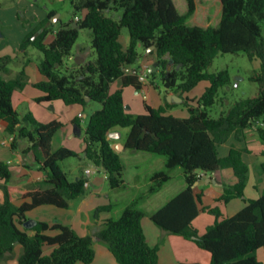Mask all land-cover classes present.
<instances>
[{
  "label": "trees",
  "instance_id": "1",
  "mask_svg": "<svg viewBox=\"0 0 264 264\" xmlns=\"http://www.w3.org/2000/svg\"><path fill=\"white\" fill-rule=\"evenodd\" d=\"M185 1L187 12L180 15L172 0H71L74 12L85 13L82 17L61 24L54 39L47 43V35L53 32L52 25L48 26L50 14L22 40L23 60L0 58V120L6 123L5 135L12 138L9 147L14 151L21 141L26 142L22 154L32 153L39 170L45 174L44 180L26 185L20 195L23 202L17 206L7 185L12 176L11 166L0 162V179L4 181L0 260L12 254L16 245L21 246L18 264H90L94 259L90 235L78 236L67 226L44 222L22 228L27 212L44 205L67 208L69 201L84 194L86 184L84 176L70 180L59 165L77 155L66 148L52 149V139L62 124L55 120L40 123L30 113L22 115L13 107L12 94L27 85V76L23 69L10 80L2 75L10 71L11 64L23 68L30 62L27 49L33 48L41 54L37 67L44 77L34 84L43 93L37 100L39 103L58 100L65 105L84 107L94 101L101 105L86 125L83 159L105 174L111 189L123 185V165L110 144L109 134L115 128H126L129 132L124 148L165 158V170L152 175L149 193L170 179L169 171L183 170L186 187L152 213L151 221L167 233L191 240L207 251L210 264H262L257 251L264 248V192L257 199H245L244 207L230 217L221 216L218 208L203 207L215 221L199 235L193 221L199 214L197 204L201 203L202 194H194L193 185L202 176L230 169L236 182L223 188L218 201L227 204L242 198L249 172L243 159L246 150L232 147L226 157L220 158L217 148L232 135L240 139L245 130L257 123H261L257 134L264 145V38L259 25L264 21V0H219L220 22L207 28L186 24L196 4L195 0ZM122 28L129 34L126 47L119 40ZM80 29L90 31L95 58L78 65L69 58ZM139 47L144 51L154 47L150 54L154 55L167 93L182 98L200 82L209 83L196 101L183 99L187 118L167 114L175 106L168 102L156 109L145 105V113L138 116L125 109L122 89L141 87L136 77L124 75L123 71L142 57ZM237 53L245 54L250 61L259 60L258 69L249 76L251 82L258 84V91L213 118L208 109L216 103L219 89L228 86L231 78L228 70L208 73L207 68L218 55ZM114 82H118V88L111 92ZM257 167L264 176V161ZM144 216L133 203L117 218L106 220L96 232L95 237L106 244L118 264L158 263L157 247L147 243L141 226ZM49 231L56 234L50 236ZM46 247L51 248L48 254L44 253Z\"/></svg>",
  "mask_w": 264,
  "mask_h": 264
},
{
  "label": "crops",
  "instance_id": "2",
  "mask_svg": "<svg viewBox=\"0 0 264 264\" xmlns=\"http://www.w3.org/2000/svg\"><path fill=\"white\" fill-rule=\"evenodd\" d=\"M10 1L12 2L13 0ZM21 1H18V3H16V6L0 4V58L1 57H10L13 59L19 58L22 53L20 51V44L22 40L26 36H28L34 30V28L39 24V22L45 19L48 15L51 14L49 18L48 26L55 24L58 21V18H56L54 21L52 20L55 15L53 11H50L48 13L42 12L41 10H36L34 7H30L29 5H27L26 7L28 8L26 12L30 14L33 12V14L35 15V17L33 18L34 21L30 22L27 19L22 18L23 16L21 12L23 11V9H25L24 7L26 4L22 3ZM218 3L220 4L219 7H217ZM173 4L180 15H183L187 12L186 1L184 4L183 3L181 4L180 9L176 7L174 1ZM195 4H196V9L194 14L191 15L186 21V24L188 26H198L201 28L218 26L222 12V6L219 0H195ZM212 7H214L215 12H212L210 10ZM84 14L85 13H82V16ZM20 16L22 17L20 18ZM55 30L56 29L53 30L52 34L55 33ZM35 36H37V34ZM123 46L126 47L127 45H123ZM89 55H91L90 49L89 50L79 49L76 56L72 55V60L77 59L80 62V64H84L91 61L88 60ZM140 60L141 62L139 68L145 70L148 75L149 67L155 62L154 55L150 54V51L146 50L144 51V54L142 55ZM14 68L15 69H10V71L7 74L2 75L4 79L5 80L12 79L21 69H23L27 76L28 83L23 89L16 90L13 92L12 94L13 107L22 115L26 113H30L32 117L40 123H48L54 120L60 122L62 126L56 132V134L52 139L51 142L52 149L56 150L58 148H66L74 152L76 155L83 154L84 135L86 130V124L83 121V119L87 118L88 116L82 110V107L79 105H65L63 102L58 100L48 103H39L37 100L43 96V93L37 88H35L34 84L43 81L44 77L40 74L38 70L37 61L35 62L33 59L32 60L30 59V62L25 64L23 68L21 66H17V67L15 66ZM157 71H158V67L155 73ZM116 84L117 87L115 88V90L118 88V82ZM112 85H111V92L115 91L112 90ZM208 86H209L208 82L205 81L200 82L194 89L183 95V97L181 98L182 99L181 102H175L173 101L172 98H168V96L175 94L171 92L167 93L164 87L162 88V91H160V88L153 82H150L149 78L147 77V81L141 84L140 90H136L132 86H127L122 89V96L125 106L127 105L128 107L127 111L131 109V104H128V102H130L128 100V97L129 95L134 94L137 97L139 95L142 96V100L144 104L155 109L163 105L164 102L174 103L175 106L171 107L168 110L167 114L172 115L176 118H187L188 111L187 108L182 104L183 99L187 98L196 101ZM152 90L156 91L157 95H155V93ZM137 111L141 113L140 109ZM79 114H81V117H79ZM5 125L6 123L0 120V144H3V141L7 139V136L4 133ZM260 125L261 123H257L253 127L245 130L244 133L240 136V139L236 138L234 140L233 138L235 136L232 135L226 143L220 145L217 148L218 156L220 158L226 157L229 153V150L232 147L240 150L247 149L246 152L243 153V159L246 162L249 169L248 180L246 187L244 189V196L242 198L233 199L227 204H225L226 210L228 209L227 211L228 213L224 217L233 216L238 211H240L245 205L244 203L245 199H257L264 192V176L261 174L258 175L256 171V167L262 161H264V153H263L264 145L260 141L257 134V127ZM120 129L122 128H115L113 129L112 132H120ZM109 139L113 149L115 150V146H117L118 148V151L117 150L115 151L118 153L123 165V185L120 188L111 189L108 185L105 174L101 170H98L93 165L87 164L88 166L84 168H78L75 174H73L74 178L70 179V180H77L79 176H84L86 178V183H87L85 185L84 193L86 192V190H90L91 192L98 193L101 192L100 191L101 189L108 190L106 188H109V190L112 192L114 190H126L128 184L130 183V180H126L125 178L127 164L125 163L123 156V154H126V152L130 150L124 148L125 143L120 144L111 138ZM55 141H56V147H54ZM4 146H0V162L8 163L10 166L16 164V167L14 169L11 166L12 176L10 181L13 180L15 176H17L18 186L13 187L10 181L7 183V185L10 187L11 199L13 200L15 205L19 206L23 202L20 198V195L25 192L27 188L26 185L38 180H44L45 174L39 170V164L35 161L32 153H27L25 155L22 154V149L26 148V142L21 141L19 145V149H16L14 151L10 149L9 144H4ZM130 152H134V151H130ZM135 154L137 155H128V154L127 155L132 156L136 160H138L141 156L149 160H154L156 158L153 157V154L146 152H135ZM14 158L15 160H13ZM157 160L160 163V165L157 168L156 167L153 168V170H150L146 174L145 181L143 183L134 184V188L131 189L132 191L129 195H127V197H125L120 202L119 200H117V202L114 203L109 208L110 211L112 208H114L112 213L113 214L112 218H117L126 206L134 203L135 206L141 209L145 214V216L141 221V226L144 235L146 237L147 243L151 247H157L158 250L157 264H178V263L210 264L211 263L210 254L198 248L193 241L185 239L182 236L169 234L166 231L159 228L158 226H156L151 221L150 215L152 213H154L156 210L161 208L165 203H167L171 198H173L175 195H177L180 191H182L186 187L183 170L181 168H180L181 171H179L178 169H173L168 172L170 179L164 184H162V186L158 188L154 193H149L148 192L149 187L152 185L151 184L152 182L150 180L152 175L156 172L165 170V158L157 159ZM133 163H134L133 165L136 166L142 162L137 161ZM86 170H90V173L86 174L85 173ZM175 170H178L177 171L178 177H180L181 179L180 186L174 191L170 192L168 195H166L165 198H163L164 200L160 201L157 204H153L160 197L161 193L165 190L168 184L171 182L173 178L172 172H174ZM97 175H101V178L103 180L101 186H98L100 179L99 177L97 178L95 177ZM235 182L236 179L234 178L231 170L223 169L202 176L201 179L197 181V184L193 185L194 194H202L201 203L197 204L199 214L193 221L194 224L193 226L197 230L199 235H202L206 229V228L205 229L200 228V226L195 223L196 220L199 218V216H201L204 213H207L204 212L202 208L218 207L215 206V201L216 203L217 202L219 203L218 199L222 195L223 188L225 186L233 185L235 184ZM3 185H4V181L0 179V186ZM207 197H209L210 200H212V204L209 205L208 203L205 202V199ZM3 200H4V193L0 191V203L3 202ZM72 201H69L68 207L70 206ZM228 206H232L231 209H229ZM25 220L27 219L25 218ZM30 221L44 222L50 226L54 224H61L63 226H67L71 228L75 232L71 223L69 224L59 220H56L55 222L52 223H48L44 220H35V219H30ZM207 222L209 224L208 226L214 223V222L212 223L211 219H207ZM97 227L99 228L101 226L99 225ZM22 228L25 227L22 226ZM29 234L32 235L33 233L30 232ZM47 234L50 236H54L56 232L49 231L47 232ZM95 234L96 232L95 233L93 232L91 234V236L93 237L94 259L90 264H118L114 259V257L112 256L109 249L102 247L99 240L95 237ZM80 236H86V235H80ZM50 251H51L50 247L44 248L45 254L50 253ZM20 253H21V246L19 251V246L16 245L13 254L0 260V264H18V257ZM257 257L262 262V264H264V248L259 249L257 251ZM15 260H17L16 263Z\"/></svg>",
  "mask_w": 264,
  "mask_h": 264
},
{
  "label": "rangeland",
  "instance_id": "3",
  "mask_svg": "<svg viewBox=\"0 0 264 264\" xmlns=\"http://www.w3.org/2000/svg\"><path fill=\"white\" fill-rule=\"evenodd\" d=\"M18 1L21 0H13L12 2L10 0H0V4L16 6V3H18ZM173 1L178 9H180L182 3L183 4L185 3V0H173ZM21 2L25 3L26 5L24 7L25 9H23V11L21 12L23 17L20 16V18L21 17L25 18L30 22L34 21L33 18L35 17V15L33 14V12L31 14L26 12L28 10V8H26L27 5H29L30 7H34L36 10H41L42 12L48 13L50 11H53L55 15L52 20L54 21L56 18H58V21L55 24H52L53 30L59 27L61 24L68 23L70 20L73 19L75 20V17L77 18L82 17V12H74L73 7L71 5V0H22ZM219 5L220 4L218 3L217 7H219ZM210 10L212 12H215L214 7H212ZM259 25L261 27L262 37L264 38V21L259 22ZM53 38H54V34L50 32L47 35L46 41L50 42ZM119 40L120 43L123 45L128 44L129 34L126 28L121 29ZM79 49H87V50L90 49L91 55H89L88 60L92 61V59L95 58L94 51L91 47V34L88 29L79 30L78 39L71 51L72 55L76 56ZM138 52L141 54V56L144 54V50L141 47L138 48ZM22 55L23 54L21 53V56L18 58L19 60H23ZM27 57L30 58L31 60L33 59L36 62L41 57V54L36 50H34L33 48H28ZM140 62L141 60L139 59V61L133 67L139 69ZM15 66L16 63L9 65V69H15L14 68ZM258 67H259V60L250 61L248 57L243 53L218 55L213 60L212 64L207 68V72L216 73L222 70H228L231 78V83L228 86L219 89L216 103L208 109L209 115L211 117L218 118L222 112H228L236 101L252 97L257 93L258 84L255 82H251L249 80V76L252 74L253 71L257 70ZM147 77L149 78L150 82L156 84L160 88V91H162L163 85H162L161 74L159 69L154 76L148 74ZM116 83L117 82L113 83L114 85H112V90H115V88L117 87ZM152 91L155 93V95H157L156 91L154 90ZM128 100L130 101L128 102V104H131V109L129 111L133 116H138L145 113V104L142 100V96L139 95L137 97L134 94L129 95ZM100 108L101 105L94 101H89L84 107H82V110L88 116L87 118L83 119L86 125L88 123L90 115L96 110H99ZM139 109L141 113L137 111ZM128 132L129 129L126 128L120 129V132L117 133H120L121 135L113 140L120 144L125 143ZM233 139L235 140L236 137H234ZM0 146H4V144H0ZM54 147H56V141L54 142ZM115 150L118 151L117 146H115ZM127 154L137 155L135 154V152H130V151L126 152V154H123L125 163L127 164L125 178L126 180H130V183L128 184L126 190H114L112 192L109 190V188H106L108 190L101 189L100 190L101 192L98 193H94L91 192L90 190H86V192L82 196L73 200L68 208H57L51 205H44L37 207L32 211L26 213L25 218L27 220L30 219L44 220L48 223L55 222L56 220L66 222L69 224L71 223L76 234H78L79 236L80 235L91 236L93 232L94 233L97 232L103 226L105 220L112 218L113 216L112 213L114 208H112L111 211L109 210V208L114 203H116L117 200H119L120 202L125 197H127V195L131 193L132 191L131 189L134 188V184L143 183L145 181L146 174L150 170H153V168L155 167L157 168L160 165L157 159H164L162 156L153 155V157H156L155 158L156 160L154 158H153L154 160H149L143 158V156H141L138 160H136L135 158H133L132 156H128ZM13 160H15V158ZM137 161H141L142 163L134 166L133 162H137ZM87 164L88 163L83 159V154H78L75 157H71L60 162L59 165L62 168V170L67 174L68 178L72 179L74 178L73 174H75L78 168H84L88 166ZM11 166L14 169L16 167V164H13ZM175 169L181 171L180 168H175ZM178 170L172 172L173 178L171 182L161 193L160 197L156 201L154 200L155 203L153 204H157L160 201L164 200L163 198H165L166 195H168L170 192L174 191L180 186L181 179L180 177H178V172H177ZM256 171L258 175H260L258 171V167H256ZM95 177L96 178L99 177L100 184L98 183V186H101V184L103 183L101 175H97ZM10 183L13 187L18 186L17 176H15L13 180L10 181ZM0 191L4 193L2 186H0ZM205 202L208 203L209 205L212 204V200H210L209 197L205 199ZM215 206L218 207H213V208H218L219 211L221 210L220 211L221 216L224 217L227 215L228 209L226 210L225 204H222L220 202L216 203L215 201ZM103 207H108V210H100ZM228 207L229 209H231L232 206H228ZM207 219H211L212 223L215 221V217L213 215L209 213H204L201 216H199V218L196 220L195 223L198 224L200 228L205 229L209 225ZM96 225L97 226L100 225L101 227L98 228ZM99 242L102 245V247L107 249L105 243H103L100 240ZM18 246L20 251V245ZM16 261L17 260H15V263ZM77 264H82V263H77Z\"/></svg>",
  "mask_w": 264,
  "mask_h": 264
},
{
  "label": "water",
  "instance_id": "4",
  "mask_svg": "<svg viewBox=\"0 0 264 264\" xmlns=\"http://www.w3.org/2000/svg\"><path fill=\"white\" fill-rule=\"evenodd\" d=\"M75 26H76V24L73 23V24H72V27H75ZM153 48H154V47H150V48L147 49V51L153 50ZM165 58L168 59V58H169V54H167ZM74 62H75L76 64H78V65L80 64V62H79L77 59H74ZM179 67H180V65H178L177 68H179ZM156 70H157V63L154 62V63L149 67L148 72H149V74H151V73H154ZM168 98H172L173 101H175V102H181V101H182L181 98H179V97H177V96H175V95L168 96ZM86 101H89V98H88V97H86ZM125 109L127 110L128 107L125 106ZM119 136H120V134L117 133V132H111V133L109 134V138H112V139H116V138L119 137ZM195 184H197V182H196ZM34 224H35V222H32V221H30V220H25V219H23V227H25V228H30V227H32Z\"/></svg>",
  "mask_w": 264,
  "mask_h": 264
},
{
  "label": "built area",
  "instance_id": "5",
  "mask_svg": "<svg viewBox=\"0 0 264 264\" xmlns=\"http://www.w3.org/2000/svg\"><path fill=\"white\" fill-rule=\"evenodd\" d=\"M75 20H78L76 17ZM69 60H72V58H69ZM124 75L134 76L137 78L138 82L141 84L145 83L147 81V72L143 69H137L134 67H124L123 69ZM79 117H81V114H79ZM12 140L11 137H8L5 141H3V144H10V141ZM86 174L90 173V170H86ZM106 177V176H105ZM87 184V183H86ZM85 184V185H86Z\"/></svg>",
  "mask_w": 264,
  "mask_h": 264
}]
</instances>
